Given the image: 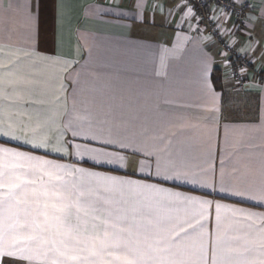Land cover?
<instances>
[{
	"label": "crops",
	"instance_id": "0c3cea01",
	"mask_svg": "<svg viewBox=\"0 0 264 264\" xmlns=\"http://www.w3.org/2000/svg\"><path fill=\"white\" fill-rule=\"evenodd\" d=\"M233 1L244 91L182 0H0V264H264V0Z\"/></svg>",
	"mask_w": 264,
	"mask_h": 264
},
{
	"label": "built area",
	"instance_id": "2783aa9c",
	"mask_svg": "<svg viewBox=\"0 0 264 264\" xmlns=\"http://www.w3.org/2000/svg\"><path fill=\"white\" fill-rule=\"evenodd\" d=\"M193 10L196 18L197 32L215 43L222 51L225 62L222 72L229 78L238 91H244L249 87L250 74L252 72V59L241 55L231 42L223 35L214 15V10L222 14L233 16L237 25V34L247 28L244 19V8L233 0H182ZM260 83L264 84V78L256 75Z\"/></svg>",
	"mask_w": 264,
	"mask_h": 264
},
{
	"label": "trees",
	"instance_id": "16d2710c",
	"mask_svg": "<svg viewBox=\"0 0 264 264\" xmlns=\"http://www.w3.org/2000/svg\"><path fill=\"white\" fill-rule=\"evenodd\" d=\"M213 83L215 85V87L217 89H221V86H222V82H221V72L219 70H215L214 73H213ZM81 165L85 166V167H88V168H94V169H99V170H102V171H105V172H113L112 170H109V169H105V168H99V167H96V166H93L89 163H81Z\"/></svg>",
	"mask_w": 264,
	"mask_h": 264
},
{
	"label": "rangeland",
	"instance_id": "374dc122",
	"mask_svg": "<svg viewBox=\"0 0 264 264\" xmlns=\"http://www.w3.org/2000/svg\"><path fill=\"white\" fill-rule=\"evenodd\" d=\"M220 72H221V74H222L223 76H225L224 73L222 72V70H220ZM234 87H235V86H234ZM235 88H236V87H235Z\"/></svg>",
	"mask_w": 264,
	"mask_h": 264
}]
</instances>
